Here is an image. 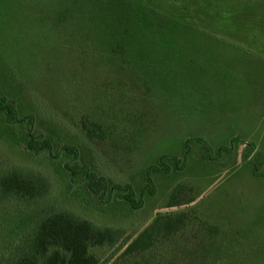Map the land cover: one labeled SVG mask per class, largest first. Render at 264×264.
Returning <instances> with one entry per match:
<instances>
[{"label":"rangeland","instance_id":"rangeland-1","mask_svg":"<svg viewBox=\"0 0 264 264\" xmlns=\"http://www.w3.org/2000/svg\"><path fill=\"white\" fill-rule=\"evenodd\" d=\"M13 1V21L0 27V90L34 114L59 157L29 154L21 138L0 130V160L41 173L52 186L30 207L0 206V239L19 236L14 215L46 208L125 229L128 244L156 216L185 213L183 232L146 256H127L128 244L91 253L99 264H264V0H126L127 9L144 3L164 27L148 39L106 35L117 23L88 21L92 0ZM84 118L102 128L97 144L85 137ZM64 144L110 185H131L137 196L145 170L161 157L170 172L150 173L155 195L132 211L116 194L99 200L71 183L61 167L70 157L58 152Z\"/></svg>","mask_w":264,"mask_h":264},{"label":"trees","instance_id":"trees-1","mask_svg":"<svg viewBox=\"0 0 264 264\" xmlns=\"http://www.w3.org/2000/svg\"><path fill=\"white\" fill-rule=\"evenodd\" d=\"M92 1L94 5L97 4L87 10L88 21L95 23L100 20H115L117 23L105 30L106 35L113 36L115 39L132 37L148 39L163 35L159 31L164 30V27H158L159 20L141 1L128 2L131 6L128 9L126 0H120L123 2L115 4L118 9L114 5L105 7L111 6L108 1ZM49 2H60V0H49ZM122 7L126 8L121 10ZM13 12V0H0V27L8 21H13ZM69 18L72 16L64 19ZM74 18L80 17L76 14ZM169 28L172 29L169 33L173 36L175 28ZM120 41L122 42L123 39ZM112 43L115 48L119 47V41ZM13 53L14 56L11 58H15L18 52L13 51ZM12 94L13 92L0 90V130L4 129L10 136L21 138V145L29 154L36 156L48 154L49 157L57 159L59 156L58 153L55 155L53 139L42 129L39 130L34 114H25L21 111L18 101L13 99ZM81 126L85 137L91 143L97 144L96 138L103 133L100 125L84 118ZM190 142L189 139L184 143L187 154L190 151ZM224 148L226 147L220 146L217 150L224 151ZM58 152L70 157L71 163L65 161L61 167L68 174L71 183L82 185L84 193L99 200L107 196V201H110L112 195L116 194L132 211L140 210L144 206L143 196L155 195L156 189L150 173L168 174L170 172V168L163 161L165 158L161 157L157 165L145 170L141 196H137L131 185H110L105 177L97 175L88 165L80 163L77 147L64 144ZM208 157L210 160L211 156ZM174 162V168L177 170L180 161L175 159ZM51 190L50 181L41 173L12 164L7 160H0V206L4 203H15L30 207L48 198ZM168 205L175 206L174 202ZM187 220L185 213L158 215L128 244L131 237L124 238L125 229L99 225L71 211L46 208L42 213L14 215L13 224L20 230V234L18 239H9L5 235L3 239H0V264H99L98 257L91 253L92 248L111 249L121 244L125 246L128 244L125 250L127 256L143 257L154 252L160 240L182 233L188 226ZM156 264L165 263L157 262Z\"/></svg>","mask_w":264,"mask_h":264}]
</instances>
